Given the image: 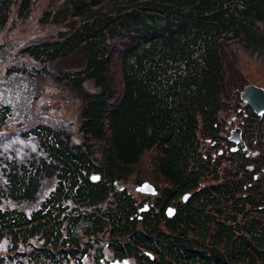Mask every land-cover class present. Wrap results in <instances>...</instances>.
I'll use <instances>...</instances> for the list:
<instances>
[{
  "label": "trees",
  "instance_id": "1",
  "mask_svg": "<svg viewBox=\"0 0 264 264\" xmlns=\"http://www.w3.org/2000/svg\"><path fill=\"white\" fill-rule=\"evenodd\" d=\"M32 13L55 31L0 42V264H264V129L228 175L208 150L240 88L264 87V0H0V33ZM43 74L80 91L76 130L16 97ZM145 179L140 212L118 183Z\"/></svg>",
  "mask_w": 264,
  "mask_h": 264
},
{
  "label": "rangeland",
  "instance_id": "2",
  "mask_svg": "<svg viewBox=\"0 0 264 264\" xmlns=\"http://www.w3.org/2000/svg\"><path fill=\"white\" fill-rule=\"evenodd\" d=\"M37 18H38L37 15L34 16V14L32 13L28 20L26 21L18 20L13 27L11 26L5 28L4 31L0 33V42L7 43L6 46L9 49L11 46L16 48L19 47L21 44L25 43L27 40H31L39 37L40 35L45 34V33L42 34L43 31L46 32L55 31L54 29L55 27L52 25L42 28ZM6 55L10 56L9 53H7ZM4 59L5 56L3 53H1L0 66L1 64L3 65L6 63V60ZM25 60L32 63L28 58H25ZM79 61L80 60L78 57L77 58L74 57L73 59L69 58L54 64L53 67H55V69L58 67H63V68L70 66L73 67L76 64H78ZM253 70L256 77L264 81V68L253 67ZM242 88H240V90ZM83 89L94 90L96 88L91 81H88L85 83ZM32 93L33 94L38 93L39 95L38 98L34 100L33 96H31ZM16 97L19 98L21 104L27 105L29 112H34L37 113L38 115L40 114L46 122L65 126L68 129H73V131L76 130L77 125L79 123V108L81 104L80 91L71 88L69 85L65 84L64 82L58 81L56 77L53 76L52 74L49 75L43 74L41 76H37V78L32 79L26 85V88L24 87L22 91L19 92L18 95H16ZM246 105L247 103L243 101L241 98L238 97L234 101L232 98L229 106H227V108L220 113L219 119L221 120V126L219 131L222 137H226L227 135H229L231 128H235L236 125H240L243 130V137L245 141L248 142V140L251 138L250 137L251 134L258 135L254 133L256 132V129L255 128L252 129V127H257L258 125H260L261 128L264 129V113L259 114V116L254 118L252 117L251 114L252 109L250 107H247ZM247 125H249V127L251 128L250 130H247L245 128L247 127ZM251 131L254 132L251 133ZM217 140L220 141L221 138H218ZM218 144L216 146L215 145L211 146V148L208 149L210 153H213V151H217ZM248 150H250L251 152L250 155L253 154L251 149H247V151ZM243 152L245 153V151ZM236 161L237 160L233 158L227 157L224 158L223 161L219 160L217 162L216 160H214V162L212 163L213 164L219 163V167L221 168V171L224 172L226 175H228L229 172L231 173L237 168L238 165ZM249 167L253 168L252 165H249ZM139 171H140V167H138V169L134 173L136 172L139 173ZM254 171L257 172L258 174L257 176H259L261 181L264 182V164L260 165ZM145 180L150 181V179H145ZM150 182L154 184L153 180ZM137 184L139 183L133 182V180L130 181L121 180L119 181L118 186L125 187L128 191L132 192L137 198L138 202L142 201L143 203L145 202L149 203L155 199L154 195H150L149 193L141 192L137 190L136 189ZM263 218H264V214H263ZM106 254L108 259H106V262L104 263L110 264V261H113L114 257L111 256V253L109 252H106ZM107 260H109V262H107ZM128 261L131 262L132 264H137L134 258H128ZM90 262L91 261L87 259L85 262H83V264H90Z\"/></svg>",
  "mask_w": 264,
  "mask_h": 264
},
{
  "label": "water",
  "instance_id": "3",
  "mask_svg": "<svg viewBox=\"0 0 264 264\" xmlns=\"http://www.w3.org/2000/svg\"><path fill=\"white\" fill-rule=\"evenodd\" d=\"M240 96L243 101L248 103L252 109L259 114L264 113V87L261 85H257L255 83H247L243 86V88L240 91ZM229 138L236 142L241 143L243 146L245 145V141L242 138V132L241 127L236 126L232 129L231 134L229 135ZM238 145H236L237 147ZM93 179L98 178V175L95 174L92 177ZM136 189L141 192H147V193H156L157 189L153 183H151L148 180H144L136 185ZM149 208V205L146 203L144 206L140 207V211L147 210ZM168 215L173 214L174 207L169 206L166 210ZM115 264H132L128 261L127 258H124L123 261H119L118 259L115 260Z\"/></svg>",
  "mask_w": 264,
  "mask_h": 264
},
{
  "label": "flooded vegetation",
  "instance_id": "4",
  "mask_svg": "<svg viewBox=\"0 0 264 264\" xmlns=\"http://www.w3.org/2000/svg\"><path fill=\"white\" fill-rule=\"evenodd\" d=\"M217 123L221 126V120L220 119L218 120ZM232 129L233 128H231L230 131H232ZM218 138H221V140L218 141L217 140ZM218 142H219V144H218ZM212 143L215 146L218 144L217 151H213V153H211V159L213 161L214 160H216V161H219V160L223 161V159L224 158H227V157L233 158L235 152L236 153H241V152L245 151V154L246 155H250V153H251L250 150L247 151V149H249L248 146H244V147L240 146L238 148H233L234 145H235V143L230 140L229 135H227L226 137H222V135H221V136L215 138ZM186 193H188V195L185 197V194ZM186 193H184L181 196V199H182V201H184V203L186 202V200L189 198V195H190V192L189 191H187ZM169 205L174 206L175 207V212H176V210L178 208L177 200L172 201V203L169 204ZM175 212L173 214H171V215H167V217L168 218H170V217L172 218L174 216Z\"/></svg>",
  "mask_w": 264,
  "mask_h": 264
}]
</instances>
